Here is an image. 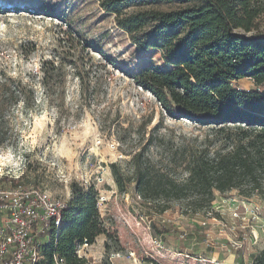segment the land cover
I'll return each mask as SVG.
<instances>
[{
    "label": "rangeland",
    "instance_id": "374dc122",
    "mask_svg": "<svg viewBox=\"0 0 264 264\" xmlns=\"http://www.w3.org/2000/svg\"><path fill=\"white\" fill-rule=\"evenodd\" d=\"M123 2V15L117 17L99 0H0L1 6L48 10L0 13V188L33 186L68 199L73 181L93 187L113 238L103 234L82 245L79 253L89 264H251L264 249L263 194L247 199L235 189L192 214L186 201L147 199L136 191V162H150L184 180L188 173L176 160L178 153L204 144L212 132L188 118L171 117L153 93L116 66L169 67L163 51L150 44L156 21L137 27L127 19L187 4ZM58 15L71 18L74 27ZM258 24L250 33L264 34V14ZM84 39L99 44L115 64ZM51 60L65 63L64 86L49 91L47 107L36 115V87L39 96L44 92L41 67ZM21 81L35 89L29 109L11 93ZM234 83L253 86L251 79Z\"/></svg>",
    "mask_w": 264,
    "mask_h": 264
},
{
    "label": "trees",
    "instance_id": "16d2710c",
    "mask_svg": "<svg viewBox=\"0 0 264 264\" xmlns=\"http://www.w3.org/2000/svg\"><path fill=\"white\" fill-rule=\"evenodd\" d=\"M102 8L117 17L123 15V0H99ZM185 7L170 11L150 10L128 17L133 26L142 27L156 21L151 45L163 51L169 67L155 62L144 64L138 71L116 65L138 86L153 93L171 116L188 118L212 132L211 138L199 147L184 149L177 161L185 164L184 180L159 170L150 162L135 164V188L147 199L162 198L186 201L191 213L197 214L232 190L245 198L264 195V37L262 33L244 36L259 28L258 18L264 14V0H179ZM19 8L22 11L48 12L38 7L1 6L0 13ZM51 12V11H50ZM52 13V12H51ZM70 27L74 21L58 15ZM125 22V20H122ZM88 42L86 39H84ZM115 64L102 47L89 43ZM65 64V63H62ZM45 61L40 84L44 88L33 100L36 115L47 107V94L55 86L63 88L64 65ZM70 64H75L70 61ZM82 81L83 76L77 71ZM253 80L251 88L235 85V81ZM22 81L11 87L24 108H30L35 89ZM63 99L64 96L61 95ZM15 185L17 184L14 181ZM124 190L125 182L117 179ZM71 196L62 210V224L53 229L56 237L40 247L41 264H56L54 252L66 264H89L78 253V245L93 244L97 237L112 239L99 211L98 192L82 183L70 184ZM110 251V245L106 244ZM104 264H112L108 260ZM251 264H264V249Z\"/></svg>",
    "mask_w": 264,
    "mask_h": 264
},
{
    "label": "built area",
    "instance_id": "2783aa9c",
    "mask_svg": "<svg viewBox=\"0 0 264 264\" xmlns=\"http://www.w3.org/2000/svg\"><path fill=\"white\" fill-rule=\"evenodd\" d=\"M66 204L67 199L55 198L39 187L0 188V264H41L40 247L57 239L53 229L61 226ZM53 257L56 264H66L58 253Z\"/></svg>",
    "mask_w": 264,
    "mask_h": 264
},
{
    "label": "water",
    "instance_id": "95a60500",
    "mask_svg": "<svg viewBox=\"0 0 264 264\" xmlns=\"http://www.w3.org/2000/svg\"><path fill=\"white\" fill-rule=\"evenodd\" d=\"M244 36H249L251 35L252 33H242ZM264 37V35H262Z\"/></svg>",
    "mask_w": 264,
    "mask_h": 264
},
{
    "label": "crops",
    "instance_id": "0c3cea01",
    "mask_svg": "<svg viewBox=\"0 0 264 264\" xmlns=\"http://www.w3.org/2000/svg\"><path fill=\"white\" fill-rule=\"evenodd\" d=\"M229 264H231V263H229Z\"/></svg>",
    "mask_w": 264,
    "mask_h": 264
}]
</instances>
